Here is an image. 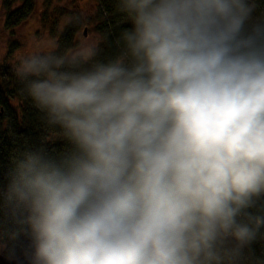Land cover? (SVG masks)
Here are the masks:
<instances>
[{
    "label": "trees",
    "instance_id": "1",
    "mask_svg": "<svg viewBox=\"0 0 264 264\" xmlns=\"http://www.w3.org/2000/svg\"><path fill=\"white\" fill-rule=\"evenodd\" d=\"M20 1L22 6L7 18L5 27L9 31L35 12V0ZM103 1L109 17L104 18L105 28L101 32L110 33V42L107 51L94 62L78 60V65L69 67L63 56L31 59V72L24 78L7 63L0 66V108L4 107L14 117L8 136L19 142L13 150L22 147L25 151L19 173L3 174L0 178V192L6 195L4 199L0 197V212H3L0 243L8 249L10 257L4 255L7 258H18L30 239L37 245L34 256L49 252V256L44 255L47 264H143L144 259L151 262L153 253L167 247L158 237L133 235L131 227H113L111 235L100 240L92 233L91 225L80 219L81 211L98 205L114 214L126 198L127 191L113 185L99 192L90 189L78 171H82L83 160L89 158L94 148L92 141L87 140L88 133L105 124L112 126L118 119L113 114L116 110L120 114L129 108L136 110L138 99H142V104L147 101L150 106L160 108L152 114L138 111L145 130H153L156 135L173 132V146L162 155L171 172L175 164L187 171L186 177L179 176L181 182L193 179L197 187L204 185L206 190L214 184L224 194L236 187V174L228 166V147L239 154L231 136L232 109L208 86L209 78L217 73V62L214 57L206 58L215 47H224L216 42L211 44L203 49L205 63L192 66L193 62L187 58L189 48L180 39H172L173 28H167V23L162 26L159 20L168 15L164 8H170L172 20L180 18L185 8L182 0ZM258 2L222 1L219 5L228 6L225 11L228 13H222L221 23L226 25L223 34L231 25L233 14L246 17L258 14L257 10L262 9ZM51 25L55 30L53 22ZM79 30L78 20L66 27L61 37L62 48L71 49ZM248 32L247 46L241 54L248 57L254 69L241 80L239 87L264 84V30L249 29ZM117 44L129 51L135 61L142 62V70L118 72L109 82L102 83L101 74L111 69ZM237 59L223 61V70L230 75L239 73ZM114 80L115 85L110 83ZM45 91L50 93V100L44 101ZM117 96L124 100L127 96L131 103L121 99L113 102ZM16 99L20 100L19 113L12 106ZM163 107L166 110H161ZM183 120L193 121L197 126L181 138L178 128ZM99 150L106 152L107 146ZM250 165L253 171L244 184L247 200L243 203V214L255 216L262 222L260 227H264V166L258 164L254 155ZM191 173L193 178L189 179ZM134 181L135 177L126 181L128 189ZM261 231L264 233V229ZM224 238L221 235L220 240L226 243ZM229 242L234 244L232 264H246L240 251L241 247L250 249L245 239L240 237ZM253 258L251 252L250 259Z\"/></svg>",
    "mask_w": 264,
    "mask_h": 264
},
{
    "label": "rangeland",
    "instance_id": "2",
    "mask_svg": "<svg viewBox=\"0 0 264 264\" xmlns=\"http://www.w3.org/2000/svg\"><path fill=\"white\" fill-rule=\"evenodd\" d=\"M222 1L182 0L185 8L180 18L172 20L173 17L169 15L170 8H164L168 15L164 14L159 18L162 26L167 23V28H173L175 35L172 39H180L189 48L188 59L193 52L196 53L192 66L198 67L205 63L203 49L214 44L223 34L226 25L221 23L224 18L222 13H228L225 12L228 6L219 5ZM35 2L33 15L9 31L5 27L7 18L23 3L20 0H0V66L7 63L18 76L24 78L31 72V59H57L63 56L68 61L67 66L74 67L78 65V60L94 62L107 51L110 33L101 31L105 28L104 18L109 16L105 12L103 0ZM166 3L173 4L174 1ZM258 3L262 8L257 10L258 14L246 17L235 13L231 16L230 24L240 36L243 49L247 46L249 29L264 30V3L262 0ZM74 20L80 23V30L71 43V49L68 46L62 48L61 37L66 27L73 24ZM51 22L54 23L55 30ZM121 47L115 45L114 63L110 70L106 69L101 74L102 83L109 82L118 72L142 70V62L135 61L131 53ZM212 57L217 62V73L209 78L208 86L219 83V93H222L227 86L226 77L230 75L223 70L222 62H226L231 56L225 49L215 47L206 59ZM235 64L238 70L248 73L254 69V64L244 53L238 57ZM110 83L115 85L117 81ZM49 96L50 93L45 91L44 101L50 100ZM185 98L188 99V96L185 95ZM119 99L121 98L117 96L113 102ZM121 100L126 101V104L131 103L127 96L125 100ZM147 103L145 101L142 104V99H138L136 110L129 108L125 114L114 111L113 114H116L118 119L112 126L105 124L88 133L87 140L92 141L94 148L89 158L83 160L82 171H85H78V175L96 192L113 185L127 191V195L124 202L120 203L119 211L114 214L98 205L81 211V221L91 225L92 233L100 240L110 236L113 227H131L133 235L158 237L162 243L167 244L165 249L152 254L151 262L144 259L143 264H232L234 244L229 241L240 237L245 239V245L250 247L248 250L240 248L246 264H264V233L261 231L264 227H260L262 222L257 221L255 216L243 214V203L247 200L244 184L247 183V175H252L253 166L245 167L240 161V155L228 145V166L236 174L237 181L234 191L230 188L231 190L227 189L228 193L224 194L223 189L214 184L207 190L204 185L197 187L193 179H190L193 178V173L190 174L188 182H181V175L171 172L170 167L168 169L162 155L173 146V132L163 131L156 135L153 130L150 132L141 126L143 119L140 111L152 114L160 109ZM12 106L20 112L19 99L14 100ZM161 110H166V107ZM137 113L139 114L136 115ZM0 114L4 118L0 121L1 178L3 174L11 176L12 173H19L17 171L22 167L21 157L25 156V151L22 147L13 150L14 145L19 142L8 136L14 117L7 113L4 107L0 108ZM181 127L182 125H179L178 131ZM192 128L193 125L188 121L183 130L184 135L179 137L184 138ZM55 138L52 136V140ZM10 141L13 142L11 146ZM103 145L107 146L106 152L99 150ZM160 153L162 156H159ZM134 177V184L128 189L125 183ZM5 196V193L0 192L2 199ZM221 235L227 240L226 243L220 240ZM30 241L25 244V250L19 256L28 254L31 255L32 264H47L44 255L46 253L49 256V252L34 256L37 245L35 241ZM251 252L253 259H250ZM1 255L10 257L7 247L0 243Z\"/></svg>",
    "mask_w": 264,
    "mask_h": 264
},
{
    "label": "water",
    "instance_id": "3",
    "mask_svg": "<svg viewBox=\"0 0 264 264\" xmlns=\"http://www.w3.org/2000/svg\"><path fill=\"white\" fill-rule=\"evenodd\" d=\"M86 35L87 32L85 31ZM218 43L227 47L230 56L234 58L240 55L244 46L240 42V36L235 27L232 25L227 26ZM194 58L195 54L192 55V59ZM243 77L244 72L228 76L226 81L229 86L225 88L220 96L223 103L232 109L233 125L231 127V136L238 145L241 163L248 167L251 156L255 155L258 164L264 166V85L244 88L233 86ZM211 90L214 94H217L219 85H212ZM187 124L188 121L183 120L182 127L179 130L180 136L184 135L183 130ZM190 124L197 126L193 121H190ZM172 172L183 177L187 176V171L176 164L172 166ZM0 263L32 264V258L28 254L18 258H7L1 255Z\"/></svg>",
    "mask_w": 264,
    "mask_h": 264
},
{
    "label": "flooded vegetation",
    "instance_id": "4",
    "mask_svg": "<svg viewBox=\"0 0 264 264\" xmlns=\"http://www.w3.org/2000/svg\"><path fill=\"white\" fill-rule=\"evenodd\" d=\"M218 39H219V38H218ZM216 43H217V45L224 47L223 49H225L226 51L229 50V49H228L227 47H225L224 45H220V44L218 43V40L216 41ZM209 46H210V45H209ZM216 48H217V47H216ZM217 49H218V48H217ZM194 54H195V56H196V53L193 52L192 55H194ZM206 54H207V53H206ZM240 54H241V53H240ZM192 55H191V58H190L191 61H192ZM239 56H240V55H239ZM239 56H238V57H239ZM236 58H237V57H236ZM253 67H254V66H253ZM240 72H244V77H243L242 79H244L245 77L249 76V73H248L247 71H241V70H240ZM254 74H256V72H255ZM231 75H232V74H231ZM226 79H227V77H226ZM242 79H241V80H242ZM241 80H240L237 84H234L233 86H235V87H239V84H240ZM226 82H227V81H226ZM217 84L219 85V83H217ZM260 85H264V84L261 83V84H259V85H249V86H260ZM228 86H229V84H228V82H227V86H226V87H228ZM226 87H225V88H226ZM247 87H248V86H247ZM240 88H244V87H240ZM219 92H220V91H218V94H220V95L223 93V92H222V93H219ZM254 156H255V155H254ZM255 157H256V156H255ZM250 163H251V161H250ZM249 165H250V164H249ZM249 165H248V166H249Z\"/></svg>",
    "mask_w": 264,
    "mask_h": 264
}]
</instances>
